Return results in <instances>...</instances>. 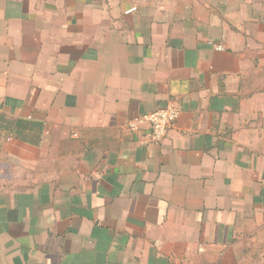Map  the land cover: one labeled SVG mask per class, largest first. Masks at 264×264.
<instances>
[{"label":"crops","instance_id":"0c3cea01","mask_svg":"<svg viewBox=\"0 0 264 264\" xmlns=\"http://www.w3.org/2000/svg\"><path fill=\"white\" fill-rule=\"evenodd\" d=\"M0 264H264V0H0Z\"/></svg>","mask_w":264,"mask_h":264},{"label":"built area","instance_id":"2783aa9c","mask_svg":"<svg viewBox=\"0 0 264 264\" xmlns=\"http://www.w3.org/2000/svg\"><path fill=\"white\" fill-rule=\"evenodd\" d=\"M221 49L222 46L218 45ZM179 110L175 106H168L166 108L157 109L150 112L139 119H135L130 122V129L136 130L139 125L147 122L151 127V135L156 140H161L164 138L170 129L174 126Z\"/></svg>","mask_w":264,"mask_h":264}]
</instances>
